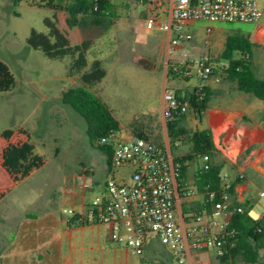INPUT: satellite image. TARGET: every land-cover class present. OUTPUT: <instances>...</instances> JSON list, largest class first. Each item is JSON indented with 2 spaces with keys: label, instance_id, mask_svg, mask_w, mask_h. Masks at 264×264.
Wrapping results in <instances>:
<instances>
[{
  "label": "rangeland",
  "instance_id": "rangeland-1",
  "mask_svg": "<svg viewBox=\"0 0 264 264\" xmlns=\"http://www.w3.org/2000/svg\"><path fill=\"white\" fill-rule=\"evenodd\" d=\"M145 1L113 0V23L106 29L92 22L83 27L70 28L66 23V12L56 13L59 27L73 44L87 39L92 41L87 55L88 68L95 59H99L108 71V76L91 90L107 103L118 119L121 130L117 137L131 139L135 137L134 127H142L149 133L150 139L171 150L167 119L163 115L164 87L176 90L196 86L199 80L198 62L204 57H210L216 76L228 78L222 68L226 67L222 58L226 39L237 33L246 36L255 23L197 22L186 27L194 34L193 40L182 44L176 54H171L166 33L145 28L149 14L140 6ZM53 14V9L30 5L25 0L17 4L15 0H0V60L9 66L16 80L12 90L0 92V163L2 150L9 142L25 140L34 143L35 152L44 158V165L17 186L9 198L2 200L5 193L0 197V205H14L29 212H38L36 210L44 206H58L57 196L53 200L51 195L63 185L64 177L68 182L84 175L89 180L98 181L97 185L90 184L92 188L88 190V197L92 200L100 195L113 172L118 181L129 179L132 172L127 168L109 170L105 153L94 146L87 135L85 119L73 107L63 103V91L82 84L80 74L70 72L73 58H50L42 50L28 44L32 29L49 32L45 20L52 18ZM207 25L223 31L214 37L210 45L204 42ZM182 51H187L189 55L184 56ZM182 59L194 62L191 78L168 77L170 62L175 64ZM184 124L189 131L201 125L190 110L186 113ZM201 126L205 127L204 124ZM5 129L14 131L9 140L2 135ZM179 146L175 152H187L186 144L180 143ZM91 240V235H87L84 240L87 248L76 252L77 259L82 257L87 264L102 259L101 251L91 249ZM81 242L79 239L78 244ZM121 245L125 246L124 243ZM155 251L157 256L171 253L160 242H156ZM196 252V258L207 259L215 255V247L210 245L207 251ZM129 253L136 264L149 257L148 252ZM173 259V263L177 264L176 258ZM106 260L113 262V255L109 253ZM209 264L220 263L213 257Z\"/></svg>",
  "mask_w": 264,
  "mask_h": 264
},
{
  "label": "crops",
  "instance_id": "crops-1",
  "mask_svg": "<svg viewBox=\"0 0 264 264\" xmlns=\"http://www.w3.org/2000/svg\"><path fill=\"white\" fill-rule=\"evenodd\" d=\"M259 2L264 11V0ZM140 6L148 14L152 11L150 0ZM254 23L246 37L253 43V69L257 76L264 78V12L260 20ZM222 33L213 28V40ZM166 38L168 40L167 33ZM207 87L211 91L210 100L202 118L198 119L205 127H197L211 129L216 147L211 160L222 164L221 174L227 173L232 180L233 199L251 205L249 215L258 219L264 215V196L260 195L264 191V100L240 90L236 82L229 78L216 76L207 83ZM162 146L171 153L169 148ZM196 168L197 162H194L187 174L188 190L191 189L192 194L181 196L179 192L176 203L178 220L184 230L189 228L196 214L209 210L206 196L196 184ZM0 171V197L6 194L3 201L33 173L14 181L3 167L2 160ZM224 182L222 178V184ZM86 183L97 185L99 182L89 180L85 175L71 182L64 177L63 185L51 195L53 200L57 196L59 205L40 207L36 210L38 212L21 210L14 205H0V264H87L82 257L77 259L76 255L78 249L83 251L87 248L84 244L87 235L92 237L91 249L102 252L99 262L88 264H136L126 245L123 247L122 243L110 240L108 225L77 224L68 221V216L62 212L64 207L80 209L91 201L88 190L92 186L85 187ZM79 239L81 244H78ZM156 242L161 243L158 237L151 236L145 243L143 253L148 252L149 257L144 258L141 264H174V255L170 250L171 253L167 255L157 256ZM186 244L185 262L182 264H209L213 257L218 261L216 247L214 256L198 259L195 257L196 251H207L210 245L195 248L190 238ZM109 253L113 255L111 263L106 260Z\"/></svg>",
  "mask_w": 264,
  "mask_h": 264
},
{
  "label": "built area",
  "instance_id": "built-area-1",
  "mask_svg": "<svg viewBox=\"0 0 264 264\" xmlns=\"http://www.w3.org/2000/svg\"><path fill=\"white\" fill-rule=\"evenodd\" d=\"M150 4L152 11L145 20V28L167 33L171 54H176L182 44L193 40L194 34L186 28L189 25L198 21L257 22L264 12L259 0H150ZM205 30L204 42L210 45L213 27L207 26ZM182 54L189 55L187 51ZM193 65V61L182 59L174 64V69L185 67L191 75ZM197 75L196 86L200 88L216 78L210 57L198 62ZM162 95L165 102L163 115L167 120L189 110V102L180 99L175 90L165 86ZM108 140L113 144V154L107 168L112 171L131 169L130 178L118 181L113 172L100 195L83 208L62 209L68 221L75 219L81 225H108L110 240L124 243L133 254H143L149 238L158 237L180 264L185 262L189 238L195 248L212 245L218 254L223 252L226 236L235 233L234 229L229 230L230 215L236 210L242 211L240 206H233L234 184L227 173L221 174L225 179L221 189H208L206 201L211 204V210L196 214L189 228L184 230L176 211L180 166L173 155L150 138L123 139L113 133ZM199 162L208 169L210 155L205 154ZM90 184L86 183L85 187ZM184 194L190 195L192 190L187 188ZM260 195L264 196V191Z\"/></svg>",
  "mask_w": 264,
  "mask_h": 264
},
{
  "label": "trees",
  "instance_id": "trees-1",
  "mask_svg": "<svg viewBox=\"0 0 264 264\" xmlns=\"http://www.w3.org/2000/svg\"><path fill=\"white\" fill-rule=\"evenodd\" d=\"M23 0H15V4ZM30 5L48 7L54 10L52 18H46L48 33L32 29L27 39L28 44L35 49L42 50L50 58H73L70 65L72 74H80L81 85L72 86L62 93L63 103L73 107L87 123V135L91 143L102 150L106 156V163L110 165L113 154V144L108 140L111 134L121 130L118 119L111 108L94 91L92 87L100 83L107 75V69L102 61L95 59L88 68V51L92 41L87 39L73 44L59 27L57 11L67 14L66 23L70 28L83 27L89 22L108 28L113 21L115 4L112 0H25ZM253 43L240 33L227 37L222 58L227 62L226 70L229 79L236 82L238 88L264 100V78L257 76L251 60ZM168 77L189 80L191 75L185 67L174 69V61L170 62ZM15 77L9 66L0 60V92H7L14 88ZM177 96L189 102V110L197 119H201L208 107L211 91L207 86L179 88L175 90ZM186 113L166 122L170 139L171 153L175 163L179 164L180 175L179 192L181 196L188 188V172L190 166L197 162L196 184L207 198L209 188L221 189L222 164L211 160L210 167L206 169L198 160L205 154L212 158L215 154V144L212 131L209 128L196 127L189 131L185 126ZM135 137L150 138L149 133L142 127H134ZM14 134L12 129H5L3 137L9 140ZM106 139V141H104ZM187 145L185 153L178 154L175 150L179 144ZM160 144V143H159ZM162 145V144H160ZM249 150L247 151V153ZM2 165L14 181L29 176L34 170L44 165V158L35 152V145L30 140L18 143L9 142L2 152ZM234 193V188H232ZM209 210L211 204L207 203ZM233 206H240L242 211H234L230 215L229 230L234 229L233 236L227 235L221 254L217 253L220 264H264V215L254 219L249 215L252 208L247 203H238L233 200ZM79 224L75 219L72 220Z\"/></svg>",
  "mask_w": 264,
  "mask_h": 264
}]
</instances>
